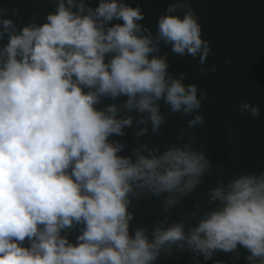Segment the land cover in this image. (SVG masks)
Listing matches in <instances>:
<instances>
[{
  "label": "clouds",
  "instance_id": "clouds-1",
  "mask_svg": "<svg viewBox=\"0 0 264 264\" xmlns=\"http://www.w3.org/2000/svg\"><path fill=\"white\" fill-rule=\"evenodd\" d=\"M15 14L0 6V264H157L174 251L239 264L240 249L245 264H264V170L219 179L193 224L133 223L134 201L157 198L168 212L213 174L179 136L163 150L141 140L172 114L205 122L204 92L161 53L198 58L207 73L212 49L191 0L169 3L155 32L128 0H52L42 22ZM132 127L135 149L115 139Z\"/></svg>",
  "mask_w": 264,
  "mask_h": 264
},
{
  "label": "trees",
  "instance_id": "trees-1",
  "mask_svg": "<svg viewBox=\"0 0 264 264\" xmlns=\"http://www.w3.org/2000/svg\"><path fill=\"white\" fill-rule=\"evenodd\" d=\"M87 2L95 7L98 0ZM172 2L175 0H128L134 7L142 6L146 18L141 23L153 32L157 18ZM191 3L199 16L202 38L209 41L212 49L203 65L208 69L207 73L198 71L201 67L198 58L180 57L163 46L161 53L167 52L171 64L169 70L173 74L185 73V83H195L198 90L204 92L200 112L205 122L188 128L187 120L191 117L172 114L159 133L149 131V135L141 140L157 144L163 150L176 143L179 136L183 142H190L193 148L208 154L213 174L205 177L196 192L168 212L162 211L157 198L134 201V225L150 227L165 219L169 223L184 219L186 226L193 224L195 217L190 214L197 211L194 205L207 199L208 189L219 179L264 170V0H191ZM0 6L7 7L10 14L15 10L16 14L11 18L20 23L33 19L42 22L44 15L52 10V0H0ZM213 65L215 72L211 71ZM241 102L259 104L260 117L242 116ZM162 111L167 109L162 106ZM127 131V139H120L135 149L136 129L132 127ZM203 206L206 208L207 204ZM240 255L239 264H245L247 253L240 249ZM214 259L221 264H233L232 254L218 253ZM157 264H194V261L190 252L174 251Z\"/></svg>",
  "mask_w": 264,
  "mask_h": 264
},
{
  "label": "rangeland",
  "instance_id": "rangeland-1",
  "mask_svg": "<svg viewBox=\"0 0 264 264\" xmlns=\"http://www.w3.org/2000/svg\"><path fill=\"white\" fill-rule=\"evenodd\" d=\"M115 139H120V137H115ZM124 140L127 139V137H123Z\"/></svg>",
  "mask_w": 264,
  "mask_h": 264
}]
</instances>
